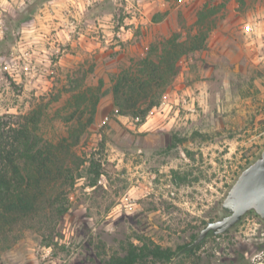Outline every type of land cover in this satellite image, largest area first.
Wrapping results in <instances>:
<instances>
[{"label":"rangeland","instance_id":"rangeland-1","mask_svg":"<svg viewBox=\"0 0 264 264\" xmlns=\"http://www.w3.org/2000/svg\"><path fill=\"white\" fill-rule=\"evenodd\" d=\"M223 8L216 0H0V123L40 115L49 139L67 130L74 95L100 85L104 94L74 147L80 176L56 192L68 213L48 210L16 229L0 243V264H107L144 240L179 253L221 219L229 188L264 150V102L237 113L216 78L209 95L187 92L192 83L183 89L179 65L158 110L138 124L116 115L111 86L152 42L196 33L203 16L206 32ZM122 28L126 39L118 42ZM31 46L36 74L29 79L8 67L14 49ZM169 264H264V222L250 213Z\"/></svg>","mask_w":264,"mask_h":264},{"label":"trees","instance_id":"trees-1","mask_svg":"<svg viewBox=\"0 0 264 264\" xmlns=\"http://www.w3.org/2000/svg\"><path fill=\"white\" fill-rule=\"evenodd\" d=\"M202 18L205 21L208 16ZM203 20L195 23L196 33L187 32L185 37L175 33L152 42L143 57L132 59L128 67L114 75L111 93L116 115L138 124L145 122L177 78L180 61L206 48L218 22L216 19L201 33ZM102 86L97 90L86 88L69 100L75 111L65 117L67 130L59 136L45 138L40 115H20L13 122L0 123V243L8 241L16 229L28 228L48 210L58 218L68 213V206L60 203L56 192L63 186H74L77 174L80 176L79 164L75 168L73 163L77 157L74 147L94 123L104 95ZM82 107L89 114L85 122ZM189 247H180L178 253L144 240L142 246L130 245L123 256L112 257L107 264H169L186 255Z\"/></svg>","mask_w":264,"mask_h":264},{"label":"crops","instance_id":"crops-1","mask_svg":"<svg viewBox=\"0 0 264 264\" xmlns=\"http://www.w3.org/2000/svg\"><path fill=\"white\" fill-rule=\"evenodd\" d=\"M220 4L206 48L180 61V79L183 89L185 81L192 83L186 91L199 88L202 96L216 78V90L236 103L230 109L247 113L256 101L264 102V0H216Z\"/></svg>","mask_w":264,"mask_h":264},{"label":"water","instance_id":"water-1","mask_svg":"<svg viewBox=\"0 0 264 264\" xmlns=\"http://www.w3.org/2000/svg\"><path fill=\"white\" fill-rule=\"evenodd\" d=\"M220 212L221 219L208 222L190 245V250L210 236L229 233L250 213L264 222V150L237 176L221 202Z\"/></svg>","mask_w":264,"mask_h":264},{"label":"built area","instance_id":"built-area-1","mask_svg":"<svg viewBox=\"0 0 264 264\" xmlns=\"http://www.w3.org/2000/svg\"><path fill=\"white\" fill-rule=\"evenodd\" d=\"M114 36H115L114 38L116 39V41L125 42L126 36H125L124 28H122L119 32L115 33ZM33 48L34 47L31 46L27 49H19V50L14 49V51L11 55L10 65L8 68L13 70V72L21 71V72L25 73V75L29 76V79L33 78L36 74V67L32 63V59H33L32 57L34 54ZM167 96H168V94H166V96H165L166 99H167ZM171 101H170V104H168V105L173 108L175 104L173 103V100H171ZM186 102H187V100L183 99L182 103H186ZM157 110H158V108L154 109V111H157Z\"/></svg>","mask_w":264,"mask_h":264},{"label":"flooded vegetation","instance_id":"flooded-vegetation-1","mask_svg":"<svg viewBox=\"0 0 264 264\" xmlns=\"http://www.w3.org/2000/svg\"><path fill=\"white\" fill-rule=\"evenodd\" d=\"M186 249L190 250V248H186ZM188 250H186V251H188Z\"/></svg>","mask_w":264,"mask_h":264}]
</instances>
